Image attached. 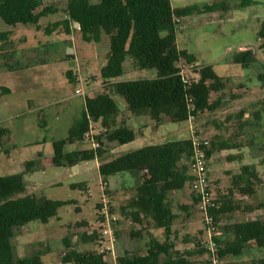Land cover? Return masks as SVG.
<instances>
[{"label":"trees","instance_id":"trees-1","mask_svg":"<svg viewBox=\"0 0 264 264\" xmlns=\"http://www.w3.org/2000/svg\"><path fill=\"white\" fill-rule=\"evenodd\" d=\"M252 1L243 0L241 7L250 5ZM219 9L228 11L223 3L173 8L170 0H67L61 9L42 0H0V19L7 26L31 25L39 30L41 19L61 12L60 19L41 29L46 35L54 32L70 35L76 28L85 42H99L102 33L108 39V55L100 69V77L107 91L85 97L84 110L72 122L67 137L52 142V163L57 167H70L98 160V174L103 180L126 173L145 172L148 175V178L140 176L134 183L133 194L125 203L116 208L110 207L109 203L107 206L111 216H118L114 225L130 222L127 237L137 242L143 241L140 248L124 250L110 261L107 254L78 251L63 240L66 251L60 257V264H212L207 242L202 239L206 233L204 221L199 234L193 235L190 240L183 239L182 243L192 245L184 249L178 248V232L172 228L177 214L170 203V194L183 191L186 186L190 188L192 180L189 171L192 153L190 135L179 140L148 144L116 157H109L104 146L124 145L142 135V130L136 131L127 126L124 120L119 121L120 109L112 98L113 93L124 100L128 112L137 116L146 112L157 124L163 120L178 123L200 119L219 110L228 96L238 100L244 95V91L239 93L243 86H239L235 93L229 92L228 79L219 76L212 65L197 64L192 54L177 45L176 29L181 18ZM175 18H179V21L176 22ZM8 35L9 31L0 32V56L4 59L8 57L4 50ZM256 36L261 41L260 48L264 49V22ZM231 61L247 68L251 62L250 53L247 50L233 52ZM127 62L133 70H155L156 75L154 78L114 81L124 73ZM181 63L194 67L193 72L197 77L194 79L188 75L190 83L184 82L180 75ZM65 76L74 83L71 71H67ZM246 114L241 109L227 114L222 120H215L214 125L221 127L222 133L206 138L208 145L204 150L208 162L221 152L225 153L226 163L241 162L247 158L249 133L264 124L260 112H253L250 118ZM91 124L101 126L102 130L95 134L100 147L67 150V146L84 141ZM9 135L7 128L0 127L1 141L9 138ZM261 151L264 154V144ZM41 160L42 154L37 153L36 159L24 162L23 172L0 175V264H44L40 254L30 257L15 254L14 229L32 221L46 224L51 218H57L61 206L72 203L25 194L23 174L36 169ZM259 174L253 162L244 164L236 173H225L230 180L228 187L213 192V206L209 207V214L213 217L216 231L220 229L229 236L227 240L221 239L220 235L212 238L217 246L214 252L219 262L226 257H241L245 248L253 244L262 255L243 264H264V218L231 221L238 214L250 213L245 201L255 198L256 186L261 183ZM103 194L109 196L106 191ZM190 196L197 209L198 198L193 192ZM258 206L264 207V203ZM102 208L101 203L96 204V222L82 233V243L100 244L102 241V225L97 222ZM179 209L190 216L192 207L180 205ZM157 232L161 233L163 240L158 239L155 235Z\"/></svg>","mask_w":264,"mask_h":264},{"label":"rangeland","instance_id":"rangeland-1","mask_svg":"<svg viewBox=\"0 0 264 264\" xmlns=\"http://www.w3.org/2000/svg\"><path fill=\"white\" fill-rule=\"evenodd\" d=\"M42 1L51 2L59 9L64 8L67 2ZM242 1L170 0V3L173 8L212 3H223L228 7L227 12L219 9L181 18L176 29V40L178 47L192 54L197 64L212 65L219 76L228 79L229 92L235 93L239 86H243L239 93L244 91V95L238 100H232L228 96L219 110L198 120L178 123L163 120L157 124L146 112L138 116L128 112L124 100L113 93L112 98L120 109L119 121L124 120L127 126L136 131L142 130V135L124 145H105L104 149L109 157H116L148 144L186 138L191 129L196 130L198 136L208 139L215 133H222L221 127L214 125L215 120H222L227 114L241 109L246 111L247 118L253 112H260L264 124V49L260 48L261 41L256 36L264 22V0H253L246 7H241ZM61 16L62 13L59 12L41 19V29ZM41 29L21 24L11 27L0 19V32L9 31L7 45L4 46L8 57L4 59L0 56V127L10 131L9 138L0 140V175L21 173L24 171L25 161L36 159L37 153L42 154L43 163L40 162L38 168L23 174L27 183L25 194L72 203L61 206L57 218H51L46 224L32 221L15 228L13 250L18 257L40 254L44 264H60V257L66 251L63 240L78 251H99L98 243L84 244L81 242V235L96 222L95 206L102 202L103 192L109 194L105 195L107 206L109 203L110 207L116 208L133 194L132 188L140 176L148 178V175L145 172L126 173L103 180L98 174V160L70 167L50 164L52 142L67 137L72 122L84 110L85 97L107 91L100 77V69L106 62L109 43L104 33L101 34L100 41L94 43L83 41L76 28L70 35L62 32L46 35ZM69 50L71 52L67 54ZM244 50L250 53L251 62L247 68L231 61L233 52ZM67 71L73 74L74 83L66 78ZM155 75V70H133L127 62L124 73L114 81L154 78ZM77 88L82 90V94H75ZM30 101L33 105L28 107ZM90 127L95 134L102 130L99 124H91ZM248 139L250 145L246 150V162L255 164L261 183L256 186L255 198L245 201L246 206L250 207V213L238 214L232 222L250 217L264 218V207L258 206L259 203H264V154L261 151L264 125L251 131ZM89 148H92V143L88 140L67 146V150ZM224 159L225 153L221 152L208 162L213 192L216 189L223 191L229 185V177L223 173L227 166ZM236 164H229L232 167L227 169L239 170L240 167ZM74 185L82 188L73 187ZM190 193L191 189L186 186L183 191L170 194V203L177 214L172 228L178 232L180 249L192 246L182 243L184 238L190 240L203 229L204 216L192 204ZM180 205H191L190 216L180 211ZM129 229L130 222L118 226L116 254L124 250H137L143 244V241L137 242L127 237ZM155 235L163 240L160 232ZM216 235L225 240L229 238L220 229L211 234V239ZM210 237L207 231L202 236L208 248ZM216 247L212 248L215 250ZM108 255L107 259L112 261L113 257L110 254L106 256ZM261 255V251L251 244L245 248L241 257H226L216 264H243ZM203 259L205 262L207 256Z\"/></svg>","mask_w":264,"mask_h":264},{"label":"built area","instance_id":"built-area-1","mask_svg":"<svg viewBox=\"0 0 264 264\" xmlns=\"http://www.w3.org/2000/svg\"><path fill=\"white\" fill-rule=\"evenodd\" d=\"M175 21H179V18H175ZM188 68V69H187ZM193 65H186L185 63L180 64V75L183 76V81L186 83L191 82V78L197 77V74L193 72ZM191 75V78L188 77ZM75 94H82V90L75 89ZM190 137L192 142V153L189 161V171L192 176L190 182L191 192L198 198L197 209L204 216V224L206 231L211 236L216 231V227L213 222V217L209 214V207L213 206V190L211 188V180L209 178L208 159L205 155V146L208 145V140L201 136H198L196 130L191 129ZM84 140H88L92 143V149L100 147V142L95 139V132L92 127L89 128L88 132L84 135ZM105 195L102 194L103 208L100 211L97 222L102 225V241L99 244L98 253L110 254L113 258L115 257L114 246L116 242L115 225L114 222L117 217L110 215L107 210ZM209 242V251L212 262L218 263V259L215 255V250L212 248L214 245L211 237Z\"/></svg>","mask_w":264,"mask_h":264},{"label":"crops","instance_id":"crops-1","mask_svg":"<svg viewBox=\"0 0 264 264\" xmlns=\"http://www.w3.org/2000/svg\"><path fill=\"white\" fill-rule=\"evenodd\" d=\"M193 120H194V119H193ZM195 120H198V119H195ZM195 120H194V121H195ZM188 121H189V120H188ZM249 145H250V144H249ZM248 147H249V146H248ZM216 155L218 156V154H216ZM216 155L212 156V158H214ZM246 160H247V158L243 159L241 162H239V161H234V162H231V163H226V162H225L227 166H226L225 169H223V173H224V175H225V173H228V172L236 173V172L239 171V170H237V171H231L230 169H227L228 167H229V168L232 167V166L229 165V164H233V163L236 164V163H237L236 165H237V167L239 168V167H241V166L244 165V164H248V163H250V162H248V161L246 162ZM224 161H225V159H224ZM41 163H43L42 160H41ZM41 163H40V164H41ZM40 164H39V165H40ZM50 164L53 165V166H55V165L52 163V158L50 159ZM228 165H229V166H228ZM38 167H39V166H38ZM38 167H37V168H38ZM226 169H227V170H226ZM33 170H35V169H33ZM31 171H32V170H31ZM225 176H227V175H225ZM228 177H229V176H228ZM215 182H216V185H217V181H215ZM26 184H27V183H26ZM228 186H229V185H228ZM228 186H227V187H228ZM180 211H181V210H180ZM233 216L236 217V215H233ZM237 216H238V215H237ZM116 217H117V216H116ZM119 225H120V224H119ZM119 225L115 224V235H116L117 232H118L117 228H118ZM116 243H117V235H116V242H115V246H114V253H115V256H116V248H117V247H116V245H117ZM117 249H118V248H117ZM110 257H112V256H110ZM113 259H114V258H113Z\"/></svg>","mask_w":264,"mask_h":264},{"label":"water","instance_id":"water-1","mask_svg":"<svg viewBox=\"0 0 264 264\" xmlns=\"http://www.w3.org/2000/svg\"><path fill=\"white\" fill-rule=\"evenodd\" d=\"M74 26H75V27H77V26H78V24H77V23H75V24H74ZM70 52H71V51L69 50V52H68L67 54H69ZM32 105H33V103L30 101V102H29V104H28V107H31Z\"/></svg>","mask_w":264,"mask_h":264}]
</instances>
